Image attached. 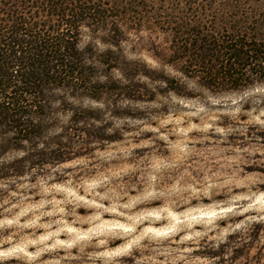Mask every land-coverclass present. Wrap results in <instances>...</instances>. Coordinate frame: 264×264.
Segmentation results:
<instances>
[{
    "label": "clouds",
    "instance_id": "1",
    "mask_svg": "<svg viewBox=\"0 0 264 264\" xmlns=\"http://www.w3.org/2000/svg\"><path fill=\"white\" fill-rule=\"evenodd\" d=\"M204 2L249 22L264 12V0ZM169 3L145 0L152 14L139 22L54 21L49 36L70 38L93 71L86 86L73 73L22 93L37 135L0 125V264H264V59L239 85L209 86L199 65L185 71L190 56L172 59L154 17L175 14ZM23 70L9 68L0 106L15 107ZM110 82L135 94L87 90Z\"/></svg>",
    "mask_w": 264,
    "mask_h": 264
},
{
    "label": "trees",
    "instance_id": "2",
    "mask_svg": "<svg viewBox=\"0 0 264 264\" xmlns=\"http://www.w3.org/2000/svg\"><path fill=\"white\" fill-rule=\"evenodd\" d=\"M83 3L80 0H0V91L14 82L9 72L14 62L20 63L24 69L21 73L23 87H17L12 98L15 107L0 106V125L17 128V139L39 133L36 126L22 120L27 111L19 104L24 91L39 92L49 81L57 84L71 83L69 77L73 73H79L80 79L85 73L77 59L78 54L71 39L67 36L54 38L48 34L57 29L58 26L54 23L57 19H67L74 28L81 19L98 16L100 12L93 2ZM33 10L39 11L45 17L41 18L40 15L38 19L34 18ZM191 31L193 35L198 33L197 30ZM193 35L186 33L188 37ZM205 41L207 40L196 38L192 42L189 39L184 41V47L188 48L180 49L182 57L190 56V65L197 64L209 76L226 83L237 81L239 74L236 71L239 67L241 70L250 60L264 59V49L260 48L264 39L259 40L260 45H246L244 40L236 41L230 38L222 42V46H217L216 43L205 46ZM61 46L65 49L63 52L60 51ZM211 46L213 49L207 50ZM65 57L71 59L66 62ZM207 60L220 65L218 70L221 73H216L217 66H207ZM57 64L61 67L53 71ZM255 70L262 72L264 67L257 65ZM207 84L210 85V82Z\"/></svg>",
    "mask_w": 264,
    "mask_h": 264
},
{
    "label": "rangeland",
    "instance_id": "3",
    "mask_svg": "<svg viewBox=\"0 0 264 264\" xmlns=\"http://www.w3.org/2000/svg\"><path fill=\"white\" fill-rule=\"evenodd\" d=\"M80 1L84 3L85 1L90 3L92 2V0ZM150 2L155 3L156 0H150ZM93 4L95 5L97 11L100 12L98 16L91 19L95 24H102L108 16H124L130 14L132 19L139 22L145 16L152 14L151 8L145 5V0H112L111 7L102 6L100 0H96ZM104 4L107 5V0H104ZM193 4L195 5L194 7L191 6ZM168 6L173 8L175 14H163L161 11H158L154 13V17L156 24L163 27L165 30H169L170 34L173 36L174 46L176 48V54L172 57L174 60L182 57L183 53L180 52L181 48H188L183 45V42L187 39L191 42L192 40H195V38L198 40H207L205 41V46L212 45L214 43H216L217 46H222L224 44L222 42L229 40L230 38L236 41L244 40L243 43L246 45L249 43L260 45L261 42L257 43L254 39H264V12L260 13L258 16L251 19V22H249L250 18L239 15L238 11H234L229 14L219 10H211V4L205 3L204 0H200L199 3H196V0H189V6L185 9H178V0H170ZM39 13V11L37 12L36 10H33L32 16L36 19H38L40 15L41 18L45 17L44 14ZM191 30H197L198 33L193 35ZM186 33L192 34L195 37H188L186 36ZM119 35V32L115 31V37L118 38ZM199 43L202 44L201 41ZM260 48L264 49V42H262ZM209 49H213V46H211V48H207V50ZM196 53L197 52H195V54ZM77 54V59L81 64V55L79 53ZM102 59L109 65L115 63V58L111 54L102 57ZM205 63L207 66H217L216 70H218L220 66L217 63L213 64L211 60H207ZM81 67L85 73L80 79V86H86L88 84L89 76L92 74L93 70L84 68L82 64ZM125 67L129 71V74H132L137 70V66ZM185 71H191L190 64L185 68ZM198 71L203 74V81L206 84L210 82L209 86L212 87L224 85L236 86L244 79V73L240 70V67L236 71V73L239 74V79H237V81H230V83L214 79L213 76H209L206 74V71L200 68H198ZM216 73L221 72L218 70ZM260 73L264 75V71ZM87 90L90 91L91 94L97 96L105 91H127L129 95H134L136 88L135 86H130L127 89H120L115 83L110 82L108 85H95ZM84 115L86 116L88 114L85 113ZM79 118L82 117L78 116L77 119Z\"/></svg>",
    "mask_w": 264,
    "mask_h": 264
}]
</instances>
